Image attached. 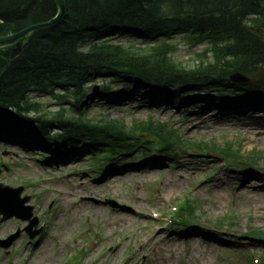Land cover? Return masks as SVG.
<instances>
[{"label": "rangeland", "instance_id": "1", "mask_svg": "<svg viewBox=\"0 0 264 264\" xmlns=\"http://www.w3.org/2000/svg\"><path fill=\"white\" fill-rule=\"evenodd\" d=\"M175 42L174 59L186 66L196 64L195 53L201 47L183 39ZM102 81L97 78L88 85L90 98ZM133 92L129 100L117 96L109 107L88 103V116L106 114L127 126L152 116L168 122L189 142L241 146V157L251 163L234 162L230 167L216 149L201 155L178 149L175 156L164 154L157 162L138 158L135 152L116 165L94 169L87 146L73 158L42 164L40 147L30 150L16 140L1 142L0 183L23 186L21 196L29 197L27 204L43 229L30 240L26 221L15 217L1 221L0 239L20 231L9 249L0 247V264H264V239L247 234L253 227L264 230V105L254 111L241 105L233 114L229 109L211 114L217 102L211 92L202 109L185 114L183 107L190 104L185 94L149 106ZM200 95L202 91H197L195 96ZM31 99L41 103L39 114L68 107L52 96L34 94ZM256 149L261 153L254 157ZM216 176L230 180L229 186L217 190ZM240 184L245 190H239ZM184 198L193 206L196 223L186 221L189 227L183 228L178 220L152 221L150 212L169 219ZM151 223L163 228L154 232ZM78 244L84 252L72 256Z\"/></svg>", "mask_w": 264, "mask_h": 264}, {"label": "trees", "instance_id": "2", "mask_svg": "<svg viewBox=\"0 0 264 264\" xmlns=\"http://www.w3.org/2000/svg\"><path fill=\"white\" fill-rule=\"evenodd\" d=\"M65 3L66 14L58 26L35 31L0 49V130L23 128L55 152L65 145L79 150L86 141L93 153H105L104 161L122 160L140 147L147 155L153 146L165 154L189 146L196 154L216 149L222 156L242 159L230 145L189 143L173 127L152 117L135 119L129 126L106 114L87 117L83 99L89 83L107 78L98 93L104 100L114 90L130 95L131 88L139 85L143 86L140 98L150 102L161 94L170 97L189 88L216 91L221 103L247 97L264 102V86L242 87L229 81L233 72L253 76L264 67V0ZM55 14L54 0H0V36ZM179 37L204 46L202 54H196V64L186 66L174 59L173 42ZM34 94L53 96L69 107L39 114L41 103L31 99ZM102 100L95 102L105 106ZM194 213L187 200L177 216L183 220ZM255 235L263 236L264 231L256 230Z\"/></svg>", "mask_w": 264, "mask_h": 264}, {"label": "water", "instance_id": "3", "mask_svg": "<svg viewBox=\"0 0 264 264\" xmlns=\"http://www.w3.org/2000/svg\"><path fill=\"white\" fill-rule=\"evenodd\" d=\"M57 6L56 15L44 22L36 23L30 25L24 29H21L15 33L8 35L0 36V48L10 46L17 43L18 41L28 37L31 33L40 30V29H49L57 26L64 18L65 10V1L64 0H55ZM236 76V75H234ZM234 81L238 82H253L258 84H264V69L258 71L256 79H248L244 76L239 78L232 77ZM22 188H11L0 184V213L2 214L1 221L12 216L19 217L21 219H29L31 215V207L24 206V203L28 200V197L20 198V193ZM36 221L33 220L31 225L35 224ZM27 227V231L31 236H34L36 233L30 231V227ZM18 232L4 241H0V244L3 247H8L12 240L17 236Z\"/></svg>", "mask_w": 264, "mask_h": 264}, {"label": "bare ground", "instance_id": "4", "mask_svg": "<svg viewBox=\"0 0 264 264\" xmlns=\"http://www.w3.org/2000/svg\"><path fill=\"white\" fill-rule=\"evenodd\" d=\"M103 5H104V3H103ZM105 13H106V11H105ZM134 88V91L135 92H133L132 91V89ZM141 89V87H139V85L138 86H134V87H132L131 88V94H132V92L133 93H135L136 95H137V97L139 98L141 95H139V90ZM237 111V110H236ZM230 112H234V110H231ZM232 175H230V176H228V177H231ZM213 182H215L216 183V185L214 186L215 188H217V190H224L225 188H227L228 186H229V183H230V180H227V179H222V178H220V177H218V176H216L215 178H213ZM218 182V183H217ZM243 182V181H242ZM239 190H245L244 189V187H242L241 186V184H240V189ZM254 191H256V189L254 188ZM190 264H194V263H190Z\"/></svg>", "mask_w": 264, "mask_h": 264}]
</instances>
